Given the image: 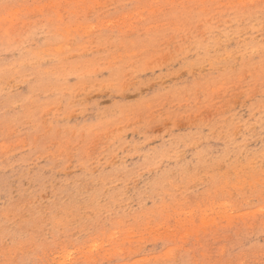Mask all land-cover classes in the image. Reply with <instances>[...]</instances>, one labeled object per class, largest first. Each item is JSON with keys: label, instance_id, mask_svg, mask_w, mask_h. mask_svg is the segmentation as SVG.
I'll use <instances>...</instances> for the list:
<instances>
[{"label": "rangeland", "instance_id": "obj_1", "mask_svg": "<svg viewBox=\"0 0 264 264\" xmlns=\"http://www.w3.org/2000/svg\"><path fill=\"white\" fill-rule=\"evenodd\" d=\"M0 264H264V0H0Z\"/></svg>", "mask_w": 264, "mask_h": 264}]
</instances>
